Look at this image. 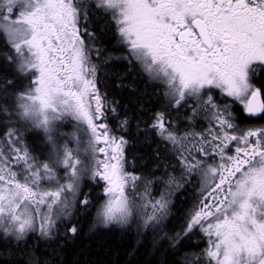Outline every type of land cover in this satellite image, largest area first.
Here are the masks:
<instances>
[{
    "label": "snow or ice",
    "instance_id": "snow-or-ice-1",
    "mask_svg": "<svg viewBox=\"0 0 264 264\" xmlns=\"http://www.w3.org/2000/svg\"><path fill=\"white\" fill-rule=\"evenodd\" d=\"M92 24L110 30L111 52ZM0 41L11 68H0V264H14L30 235L74 241L81 210L90 233L134 226L163 233L173 249L202 234L204 264H264V126L241 128L235 112L264 117V0H0ZM95 59L124 61L158 86L160 110L148 121L126 116L114 132L118 101L101 90ZM189 106L188 119L210 120L206 132L174 127L171 112ZM65 120L75 122V147L59 132ZM132 123L170 146L179 178L132 170ZM26 133L44 141V159ZM193 179L183 225L165 232ZM89 182L103 198L93 200ZM154 183L164 185L159 198ZM25 264L41 261L30 252Z\"/></svg>",
    "mask_w": 264,
    "mask_h": 264
},
{
    "label": "trees",
    "instance_id": "trees-1",
    "mask_svg": "<svg viewBox=\"0 0 264 264\" xmlns=\"http://www.w3.org/2000/svg\"><path fill=\"white\" fill-rule=\"evenodd\" d=\"M90 26L102 41L104 49L111 52L113 39L110 30L103 28L102 24ZM2 48L3 41H0V49ZM95 62L98 65L97 76L101 90L106 92L111 100L118 101L117 116L108 114V121L114 132L120 134L119 122L126 116L133 121L137 117L142 121H148L154 111L160 110L158 103L160 88L147 81L136 69H130L124 61L110 60L104 63L102 59H95ZM0 68L5 74L11 71L10 66L2 60H0ZM121 83L131 86L135 91L130 90V87H117V84ZM170 116L179 122L191 117L192 114L186 116L185 113L176 111ZM194 120L196 131H199L200 119L195 117ZM260 120L264 121V117ZM187 123H182L183 132L191 129ZM141 128H144L143 123H141ZM27 136L29 137L28 144L32 149L38 152L39 149L44 148L45 143L42 139L35 140V137L39 136L33 134ZM127 138L130 140L128 159L135 166L132 170L138 175L154 181L159 178L166 179V173L180 177V166L173 158L174 153L170 146H167L165 142L160 141L151 133L147 135L138 133L135 123H132ZM156 152L160 153L161 159H155L154 153ZM168 164L172 167H167ZM198 183V180L193 179L186 184L184 194L175 201L174 215L169 218L170 223L165 227V232L178 231L183 225L184 212L191 208L199 192ZM86 187L92 192L93 200L102 198V185H92L89 182ZM163 190L165 189L162 183H154L150 192L152 195H159ZM77 217L83 227L81 234L74 241L71 239L66 241L61 236L57 242L46 244L36 235H30L26 249L14 255V264H25L30 252H34L41 264H44V261H48V264H204V258L200 254L207 247V242L202 234L173 249L160 238L163 233L142 232L138 234L134 226L129 229L97 227L95 232L90 233L88 226L92 219L91 214L81 210ZM197 256H200L199 261L196 260Z\"/></svg>",
    "mask_w": 264,
    "mask_h": 264
},
{
    "label": "flooded vegetation",
    "instance_id": "flooded-vegetation-1",
    "mask_svg": "<svg viewBox=\"0 0 264 264\" xmlns=\"http://www.w3.org/2000/svg\"><path fill=\"white\" fill-rule=\"evenodd\" d=\"M90 29L93 30L90 26ZM160 91V90H159ZM174 112L176 111H172L171 114H173ZM180 112L182 113H185L186 116L189 114L191 115V111H190V106L187 107V108H183L182 110H180ZM236 112V116H237V123L239 124V126L241 128H245V127H261V126H264V121H261V117H249L247 116L246 114H243L239 111V109H236L235 110ZM172 121H173V124H174V127H177V129L179 130V133H181V135H183V129H182V123H186L188 122V126L191 128L190 131H187V132H191L192 130H195L196 131V123H194V119H186L183 121H179L177 122V120L173 119L172 116L169 117ZM197 118L200 119V122H199V125L202 126L203 128L206 127L208 124H207V119L205 117V115L203 113L199 114L197 116ZM193 120V121H192ZM109 123V121H107ZM176 123V125H175ZM193 124V125H192ZM110 125V124H109ZM111 127V125H110ZM203 129H200L199 131H202Z\"/></svg>",
    "mask_w": 264,
    "mask_h": 264
},
{
    "label": "rangeland",
    "instance_id": "rangeland-1",
    "mask_svg": "<svg viewBox=\"0 0 264 264\" xmlns=\"http://www.w3.org/2000/svg\"><path fill=\"white\" fill-rule=\"evenodd\" d=\"M206 119H207L206 121H207L208 125L206 127H204V128L202 126H200V129H203L202 131L192 130L191 132H206V130L211 126L210 120L208 118H206ZM175 125H176V123H175ZM59 132H60L61 136L64 138V142L68 143L69 147H75V144L71 142L72 134L76 132V126H75V122L74 121L65 120L64 122H62V124L59 126ZM28 134H31V133H26V135H25V139H26L27 143H28V140H29V137L27 136ZM36 139L38 141L41 140L40 137H35V140ZM37 149H39V148L37 147ZM33 150H34V154L37 155L40 159H44L48 155V149H47L46 144L44 145V148L39 149L38 152L35 149H33ZM161 193H159V195ZM159 195H152V196L156 197V198H159ZM102 198H103V196H102Z\"/></svg>",
    "mask_w": 264,
    "mask_h": 264
},
{
    "label": "bare ground",
    "instance_id": "bare-ground-1",
    "mask_svg": "<svg viewBox=\"0 0 264 264\" xmlns=\"http://www.w3.org/2000/svg\"><path fill=\"white\" fill-rule=\"evenodd\" d=\"M83 214V213H82ZM78 218V217H77ZM80 220V219H79ZM66 242V241H65ZM66 247V246H65ZM35 248V247H34ZM186 251V250H185ZM191 251V250H190ZM197 264V263H196Z\"/></svg>",
    "mask_w": 264,
    "mask_h": 264
}]
</instances>
